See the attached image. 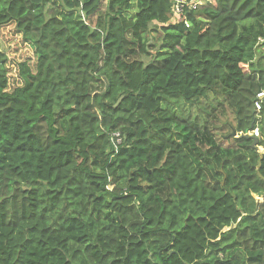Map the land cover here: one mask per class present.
I'll return each instance as SVG.
<instances>
[{"label": "trees", "instance_id": "1", "mask_svg": "<svg viewBox=\"0 0 264 264\" xmlns=\"http://www.w3.org/2000/svg\"><path fill=\"white\" fill-rule=\"evenodd\" d=\"M176 3L0 0V264H264V0Z\"/></svg>", "mask_w": 264, "mask_h": 264}, {"label": "rangeland", "instance_id": "2", "mask_svg": "<svg viewBox=\"0 0 264 264\" xmlns=\"http://www.w3.org/2000/svg\"><path fill=\"white\" fill-rule=\"evenodd\" d=\"M5 47V46H4ZM210 99V100H209ZM209 99H203L202 101H200L199 104H196L195 106L191 107V104L186 103V109L188 110V114H191V118L192 119H198L200 117L201 121H203V119H205L207 117V115H209V108L211 107V103L210 101H214L213 98H209ZM199 102V101H198ZM184 101L182 100H175L172 102L173 106H177L176 108L179 109L182 105H184ZM216 114L217 119L214 121V125L219 127L218 129H216L215 131L218 134L219 139L223 140V133L227 132V130L229 129V126H223L225 124L226 121H231L232 123H234V114L233 111L231 109H229L228 107H226V109L224 111L221 110V108L219 110H216L214 112V115ZM210 118H214V117H210ZM235 137L240 136L239 133H234ZM263 148H260V151L262 152Z\"/></svg>", "mask_w": 264, "mask_h": 264}, {"label": "built area", "instance_id": "3", "mask_svg": "<svg viewBox=\"0 0 264 264\" xmlns=\"http://www.w3.org/2000/svg\"><path fill=\"white\" fill-rule=\"evenodd\" d=\"M198 1L200 2L201 0H177L176 6H175V15L177 17L181 16L186 6H189L192 9H196ZM256 98H257L255 102L256 110L260 111L262 109V105L264 102V91L257 93ZM251 133L255 138L261 136L259 127L254 128L251 131Z\"/></svg>", "mask_w": 264, "mask_h": 264}, {"label": "crops", "instance_id": "4", "mask_svg": "<svg viewBox=\"0 0 264 264\" xmlns=\"http://www.w3.org/2000/svg\"><path fill=\"white\" fill-rule=\"evenodd\" d=\"M238 133H239V135L241 136V135H245L246 137H247V135H250L251 137L253 136L252 135V133H251V130H249L247 133H243L242 131H238ZM237 133V134H238ZM254 137V136H253ZM252 137V138H253ZM257 145V144H256ZM260 148H263L262 149V152L260 151ZM257 149L261 152V153H263L264 152V146H262V145H257Z\"/></svg>", "mask_w": 264, "mask_h": 264}, {"label": "water", "instance_id": "5", "mask_svg": "<svg viewBox=\"0 0 264 264\" xmlns=\"http://www.w3.org/2000/svg\"><path fill=\"white\" fill-rule=\"evenodd\" d=\"M247 137H251L250 135H247ZM253 137V136H252ZM254 139V146H256L257 144V139L255 137H253ZM261 167V165H259V168ZM262 176V175H261ZM261 197V196H260Z\"/></svg>", "mask_w": 264, "mask_h": 264}]
</instances>
